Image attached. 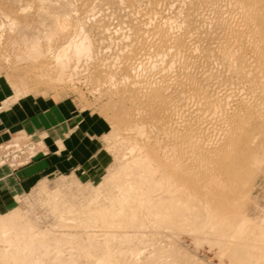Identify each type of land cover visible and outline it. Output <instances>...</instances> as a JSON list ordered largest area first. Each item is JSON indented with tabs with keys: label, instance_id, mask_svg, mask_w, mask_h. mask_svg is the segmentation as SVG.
I'll use <instances>...</instances> for the list:
<instances>
[{
	"label": "rangeland",
	"instance_id": "374dc122",
	"mask_svg": "<svg viewBox=\"0 0 264 264\" xmlns=\"http://www.w3.org/2000/svg\"><path fill=\"white\" fill-rule=\"evenodd\" d=\"M234 1L0 0V80L9 88L10 101L25 96L53 99L58 104L68 107V113L71 112V117L68 120L70 126L67 128L66 133L62 138L59 137L58 140L52 141L57 150V162L47 169H41L37 173L40 176L27 182L22 187L11 189L8 192L9 194H3L0 191V218L4 217L2 220L4 222L8 221L6 229L0 230V264H264V144L251 145L248 142L243 146L240 145L232 149L236 151V153L234 152L236 155L231 154L233 157L230 156V162H233L235 167L232 166L229 170L230 173L225 171L220 175L221 180L224 181H222L224 183L222 184L226 186L222 185L224 187L223 191L221 189L223 195L225 196V193H228L227 195H231V198L235 195L233 201L228 198L229 196H225L229 199L230 204L227 203L229 206L226 204L228 207H221L222 209L225 208V211H223L224 216L226 215L225 218L223 212H221L222 210L219 209L220 207L218 208L220 213L216 212V208L206 209L202 196L193 187H189L190 184H181L179 186L181 188L178 187L179 190L175 188L174 190L170 186L168 188V185L166 186L167 180L164 179L165 176L158 174L159 171H153L151 168V166L155 168L158 161L159 163L160 160L162 162L163 156L160 153L163 152V155L166 153L172 154V150L167 149L169 152L165 150L166 153L163 150L168 148V144H165L166 138L164 137L166 135L164 133L176 126L179 130L181 127L188 126L186 129L181 128L182 131H187V128L190 129L189 127H191L189 130L191 135L202 134L201 136H204L206 129H204L205 131L202 130V133L201 130H195L194 126L197 123L194 120L198 116V118H204L208 109L205 106L207 102L214 103L226 98L225 101H229L228 104L231 101V106H233L239 98L237 96L239 94H241L239 95L240 98L243 96L245 100L248 96L247 102L251 101L252 104L257 100L259 102L260 97L262 100V93L258 91L260 87L258 88L256 83H261L264 76L260 66L256 64L255 52L253 51L258 49L260 52H264V37L261 36L264 35V6L255 9L257 13L260 11V20L257 22L256 27L257 25L260 26H258L257 31L261 29V33L256 34L251 29L249 30V27L242 23L240 18H235V16H239L241 9L251 8L249 1ZM237 4H242L239 6L243 8L239 7L238 10ZM216 9L222 10V15L224 12L225 14L222 16L220 11ZM237 23L241 24L242 27L237 26ZM225 27L227 29L233 27L235 30L231 28L230 33L233 30L234 35L231 33L230 36ZM236 27L240 30H237ZM150 32L151 34H148ZM161 33L164 37L167 36L166 40L163 39ZM233 38L238 39L239 44ZM256 38H258V42L255 41L256 44L252 45L251 40L254 41ZM80 39L85 42H83L84 45L88 46L90 44V47L88 46L89 49L85 50L87 53L83 51L80 53L81 55H74V53L72 55L70 52L73 50L74 41L80 42ZM143 39L147 40L142 41ZM156 39H163L164 42L163 40L162 42H166L164 45V47L166 46L165 51L159 48L157 44L160 40L157 41ZM232 41L236 45L232 44L234 43ZM151 42L155 43L152 44ZM259 43L262 46L258 45ZM141 45L142 47H140ZM155 45L156 47H154ZM250 45L252 46L250 47ZM258 46L260 48H255ZM241 50L242 52L247 51L246 54L244 52L240 54ZM249 50H252L251 53ZM136 54L137 57H135ZM143 56L145 59L142 58ZM229 56L232 57L229 59L235 61L232 62V65V60L228 61L227 59ZM236 58L238 59L236 60ZM240 59L243 60L239 63ZM245 61L249 64L251 62V66L246 64ZM246 65H248L247 67L250 66L247 68L248 71H246ZM238 66L240 69H238ZM185 68L188 70L186 71ZM245 71L246 74H244ZM158 72L161 73H159L160 76H163H153ZM231 72L235 75L233 76ZM134 74L137 77L136 79ZM147 75L149 78L143 86ZM257 76L258 78H256ZM140 77L144 79H140ZM150 77L153 78L152 83ZM165 77H167V80ZM173 78L179 80L175 81ZM242 78L244 82H242ZM249 78L250 82L248 81ZM252 78L255 84H253ZM255 78L258 79V82ZM140 80H143V82ZM149 80L150 84H154L153 87L157 85V83L155 85V82L162 84L163 81L164 89H168L163 91V97L165 96L166 103L169 104L168 109H163L164 111L159 109L155 111L156 113H151L149 106L147 107L148 96L145 90L152 87L148 84ZM159 80L161 81L159 82ZM131 82H134V84L140 82L141 87L139 84L134 86ZM241 84H243V87ZM197 86L201 89L198 90ZM255 87L256 89H254ZM247 89H250L248 91L251 95L255 93L253 98L251 95H247L249 93ZM202 90L208 95V98L202 96L205 104L199 96L200 93L197 92ZM241 90L244 92H241ZM125 93L128 94L129 98ZM138 94H142L140 96L144 99ZM256 94L261 95L257 96ZM124 99L129 100L126 103ZM205 99L209 100H206V102ZM179 107L186 110L182 111L183 113L187 112L188 114L179 111L181 109ZM193 107H197V109L201 107V110L204 108L206 112L201 113L203 115L201 116ZM170 108L174 109L171 110ZM129 109L130 111H128ZM194 112L196 113L191 114ZM132 114L135 116H132ZM138 115L141 116L138 117ZM138 119L140 122L137 121ZM178 120H181L182 126L178 125L180 123L176 122ZM183 120L185 123L188 121V124H183ZM257 121L255 120L252 135L264 137V126ZM174 122H176V126ZM155 131H157V134ZM162 131L163 133H161ZM208 131L210 132V130ZM47 141L48 137L45 132L10 134L7 139L0 141V170H4L7 175H11L33 161L46 157L49 154L47 145L49 142ZM163 146H166V148H163ZM190 148L191 151L195 150L196 153L194 151L193 153L190 152ZM190 148L186 147L189 150L184 151V153H189L188 155L183 153L184 156L180 155L181 158H179V155H176V157L175 154H172L170 155V157L174 156L172 159L165 155L163 160L164 162L169 161V159L171 161L177 160L176 162L182 160L181 163L178 162L181 168L182 166H184V169L189 168L190 172L193 173L202 164H199L200 158L198 159L199 156L196 155L199 154L200 149L196 145ZM251 148H256L258 152L255 153L260 154L258 155V162L254 163L255 165L249 159ZM154 150H156V153H154ZM196 150L199 152L197 153ZM159 155H161V159L157 160ZM138 159H141V162L137 161L139 165L137 167H140V169L135 167L137 165L135 161ZM192 159H198V161H194L193 164L191 163ZM145 162L147 166L144 165ZM176 162L172 165L173 167L177 164ZM178 164L175 169L180 167ZM143 165L150 172L145 171ZM138 169L143 170L139 173ZM175 171L179 172L178 169ZM144 172L146 176L143 175ZM148 173H154L155 175H149ZM225 173L226 175H224ZM227 175L230 176L226 178ZM136 177L138 178L135 180ZM162 179L166 182L165 185ZM14 180L19 184L22 183V180ZM182 187L186 188L185 191ZM180 189L183 190V193L180 192ZM132 190L135 193H129ZM229 190H234L235 194L232 192V196ZM142 192L143 194H141ZM221 192L220 194H222ZM132 194H135L137 198L139 196V198L137 199ZM128 197H132L131 200ZM172 197L176 200L169 203V199ZM142 198L143 200L140 201ZM154 199L157 204L154 203ZM161 200L167 201L166 204L162 205L164 201L161 203ZM196 200L199 201L197 204ZM2 205L4 206L3 210L1 209ZM153 205L156 207L152 208ZM203 206L206 207L205 210ZM149 207H151L150 210ZM186 207H188L187 210H185ZM14 210H16V213H14ZM155 210L159 212L156 213ZM208 210H212L211 213L214 211L212 214L214 217L210 216L211 213ZM203 211H208V213L205 212V215ZM115 213H117V217L110 216V214ZM207 214H210L211 220ZM161 215H170L172 221L166 219L167 222ZM8 216H13L14 219ZM249 252L251 255L248 254L249 256H247L246 254ZM251 256L254 258H250Z\"/></svg>",
	"mask_w": 264,
	"mask_h": 264
},
{
	"label": "bare ground",
	"instance_id": "6f19581e",
	"mask_svg": "<svg viewBox=\"0 0 264 264\" xmlns=\"http://www.w3.org/2000/svg\"><path fill=\"white\" fill-rule=\"evenodd\" d=\"M222 1V0H221ZM234 1V0H233ZM237 1V0H236ZM240 1V0H239ZM244 1V0H243ZM249 1V4H250V6H251V8H247L246 10H244V9H241L240 10V14H239V16H235V18L236 17H238V18H240L241 19V21H242V23H244L245 25H247L248 27H249V30L251 29V31H253V32H255L256 34H259V32H260V30L259 31H257V28H258V26H260V25H257V27H256V24H257V22L260 20V11H259V13H257V10H256V12H255V9H258V8H260L259 6H264V0H248ZM235 2V1H234ZM233 2V3H234ZM246 2V1H245ZM206 3V2H205ZM236 3H238V2H236ZM240 3V2H239ZM113 5H114V3H113ZM112 5V6H113ZM115 5L118 7V5H117V3H115ZM127 5V4H126ZM239 5H242V4H239ZM238 4L236 5L237 7H238V10H239V7H242V6H239ZM111 6V7H112ZM125 6V5H124ZM128 6V5H127ZM201 6V5H200ZM209 6V5H208ZM230 6V5H229ZM228 6V7H229ZM234 6H235V4H234ZM115 7V6H114ZM219 7H221L220 5H219ZM224 7H225V4H224ZM232 7V6H231ZM207 8V7H206ZM216 8V7H215ZM235 8V7H234ZM243 8V7H242ZM262 8V7H261ZM130 9H131V7H130ZM133 9V8H132ZM214 9V8H213ZM222 9V8H221ZM227 9V8H226ZM118 10V9H117ZM123 10V9H122ZM204 10V9H203ZM216 10H219V9H216ZM229 10H230V8H229ZM262 10H263V8H262ZM120 11V10H119ZM133 11V10H132ZM209 11V10H208ZM220 11V10H219ZM222 11V10H221ZM221 11H220V14H221ZM225 11V10H224ZM237 11V10H236ZM232 12V11H231ZM263 12V11H262ZM126 13V12H125ZM216 13H217V11H216ZM226 13H228V12H226ZM237 13V12H236ZM239 13V12H238ZM123 14V13H122ZM128 14V13H127ZM219 14V13H218ZM225 14V12L223 13V15ZM229 14H231V13H229ZM233 14V13H232ZM222 15V14H221ZM222 15V16H223ZM235 15H237V14H235ZM89 16V15H88ZM132 16V15H131ZM137 16V15H136ZM219 16V15H218ZM128 17H129V15H128ZM142 17V16H141ZM225 17V16H224ZM228 17H230L229 15H228ZM233 17V16H232ZM133 18V17H132ZM206 18V17H205ZM226 18V17H225ZM84 19V18H83ZM107 19V18H106ZM207 19V18H206ZM228 19H231V18H228ZM233 19V18H232ZM239 19V20H240ZM111 20V19H110ZM142 20H143V18H142ZM187 20V19H186ZM192 20V19H191ZM227 21V20H226ZM240 21V22H241ZM137 22V21H136ZM145 22H146V19H145ZM166 22V21H165ZM239 22V23H240ZM99 24V23H98ZM110 24V23H109ZM124 24V23H123ZM154 24V23H153ZM152 24V25H153ZM160 24V23H159ZM211 24V23H210ZM244 24H242L243 26H244ZM61 25V24H60ZM103 25V24H102ZM101 25V26H102ZM129 25V24H128ZM146 25V24H145ZM166 25V24H165ZM239 24L237 23V26H238ZM97 26H99V25H97ZM110 26V25H109ZM121 26V25H120ZM139 26V25H138ZM137 26V27H138ZM220 26V25H219ZM241 26V24L239 25V27ZM59 27V26H58ZM61 27V26H60ZM59 27V28H60ZM63 27V26H62ZM96 27V26H95ZM139 27H141V26H139ZM143 27H144V25H143ZM230 27V26H229ZM228 27V29H227V27H225L227 30L226 31H229V34H230V36H231V33H233L234 31L232 30V32L230 33V29L231 28H233V27H231V28H229ZM242 27V26H241ZM246 27V26H245ZM245 27H244V29H245ZM64 28V27H63ZM102 28V27H101ZM108 28V27H107ZM145 28V27H144ZM157 29H158V27H156ZM172 28V27H171ZM237 28V27H236ZM260 28V27H259ZM98 29V28H97ZM96 29V30H97ZM142 29V28H141ZM147 29V28H146ZM145 29V30H146ZM167 29V28H166ZM234 29V28H233ZM242 29V28H241ZM92 30V29H91ZM99 30V29H98ZM113 30V29H112ZM168 30V29H167ZM235 30V29H234ZM237 30H240V28L238 29L237 28ZM243 30V29H242ZM247 30V29H246ZM93 31V30H92ZM100 31V30H99ZM108 31H110V30H108ZM108 31L106 32L107 34H108ZM152 31V30H151ZM198 31V30H197ZM250 31V32H251ZM95 32V31H94ZM115 32V31H114ZM136 32V31H135ZM146 32V31H145ZM167 32V31H166ZM200 32V31H199ZM91 33V32H90ZM93 33V32H92ZM96 33V32H95ZM124 33V32H123ZM142 33V32H141ZM156 33V32H155ZM155 33H153V34H155ZM171 33V32H170ZM226 33V32H225ZM240 33V32H239ZM239 33H236V34H239ZM242 33V32H241ZM252 33V32H251ZM261 33V32H260ZM112 34V33H111ZM147 34V33H146ZM145 34V35H146ZM148 34H151V32L150 33H148ZM160 34V33H159ZM158 34V35H159ZM235 34V35H236ZM247 34H249V33H247ZM92 35V34H91ZM93 35H95L94 33H93ZM105 35V34H104ZM110 35V34H109ZM108 35V36H109ZM143 35V34H142ZM157 35V34H156ZM157 35V36H158ZM161 35H163V33H161ZM160 35V36H161ZM166 35V34H165ZM168 35V34H167ZM206 35V34H205ZM225 35H228V34H225ZM233 35H234V33H233ZM252 35V34H251ZM254 35V34H253ZM261 35V34H260ZM113 36V35H112ZM130 36V35H129ZM222 36V35H221ZM246 36V35H245ZM254 36H256V35H254ZM254 36H253V39H254ZM258 36V35H257ZM261 36H263L264 37V35H261ZM87 37V36H86ZM133 37V36H132ZM137 37V36H136ZM141 37V36H140ZM143 37H144V35H143ZM152 37V36H151ZM154 37V36H153ZM163 37H164V35H163ZM162 37V38H163ZM167 37V36H166ZM166 37H164L163 39H165ZM173 37V36H172ZM179 37V36H178ZM250 37V36H249ZM82 38H84V37H82ZM102 38V37H101ZM104 38V37H103ZM145 38V37H144ZM148 38V37H147ZM161 38V37H160ZM230 38V37H229ZM237 38V37H236ZM258 38H259V36H258ZM258 38H256L254 41L253 40H251L252 39V37H251V42H252V45L253 44H256L255 43V41L256 42H258L257 41V39ZM262 38V37H261ZM260 38V39H261ZM86 39V38H85ZM85 39H82V40H85ZM88 39V38H87ZM137 39V38H136ZM139 39V38H138ZM153 39V38H152ZM151 39V40H152ZM163 39H156L157 41H159L160 40V42L157 44V42H156V44L159 46V48L162 50H164L165 51V49L164 48H166V46L164 47V45L166 44V42L165 43H163L164 42V40ZM233 39H235V38H233ZM232 39V40H233ZM247 39H248V37H247ZM263 39V38H262ZM94 40V39H93ZM93 40H92V44H93ZM96 40H98V39H96ZM112 40V39H111ZM141 40V39H140ZM147 40V39H146ZM145 39H143L142 41H146ZM154 40V39H153ZM152 40V41H153ZM155 40V41H156ZM162 40H163V42H162ZM166 40V39H165ZM169 40V39H168ZM175 40V39H174ZM236 40V39H235ZM249 40V41H250ZM78 41V40H77ZM90 41V40H89ZM136 41H139V40H136ZM135 41V42H136ZM230 41V40H229ZM247 41V40H246ZM84 42V41H83ZM83 42L81 41V39H80V42H75L74 41V47H73V50H72V52H70L72 55H73V53H74V55H77V54H79V55H81L80 53H82L83 51H85V50H87V49H89L88 48V46L90 45H84L83 44ZM97 42V41H96ZM101 42V41H100ZM194 42V41H193ZM232 42H234V41H232ZM235 42H238V44H239V41H238V39L235 41ZM235 42L234 43H232V44H234V45H236L235 44ZM251 42H249L250 44H251ZM262 42H263V40H262ZM85 43V42H84ZM88 43V42H87ZM91 43V42H90ZM137 43V42H136ZM152 43V42H151ZM155 42H153L152 44H154ZM163 43V44H162ZM168 44H169V42H168ZM228 44H229V42H228ZM241 44V43H240ZM248 44V43H247ZM118 45V44H117ZM137 45V44H136ZM231 45V44H230ZM246 45V44H245ZM244 45V46H245ZM252 45H250V47L252 46ZM258 45H260V43L258 44ZM151 46V45H150ZM157 46V47H158ZM171 46V45H170ZM231 46H233V45H231ZM242 46V45H241ZM240 46V47H241ZM246 46H248V45H246ZM260 46H262V45H260ZM264 46V45H263ZM90 47V46H89ZM140 47H142V45L140 46ZM149 47V46H148ZM154 47H156V45L154 46ZM194 47V46H193ZM233 47H235V46H233ZM72 48V47H71ZM111 48V47H110ZM135 48V47H134ZM138 48V47H137ZM144 48H146V47H144ZM153 48V47H152ZM172 48V47H171ZM190 48V47H189ZM216 48V47H215ZM226 48H228V47H226ZM245 48V47H244ZM253 48H254V46H253ZM255 48H260L259 46L258 47H255ZM263 48V47H262ZM102 49V48H101ZM132 49V48H131ZM155 49V48H154ZM159 49V50H160ZM234 49V48H233ZM233 49H231V50H233ZM242 49V48H241ZM248 49H249V47H248ZM251 49V48H250ZM69 50V49H68ZM144 50H146V49H144ZM150 50V49H149ZM152 50V49H151ZM158 50V49H157ZM161 50H160V52H161ZM175 50V49H174ZM204 50V49H203ZM220 50V49H219ZM230 50V49H229ZM245 50H246V48H245ZM254 50V49H253ZM74 51V52H73ZM124 51V50H123ZM137 51V50H136ZM147 51V50H146ZM152 51H154L155 52V50H152ZM151 51V52H152ZM227 51V50H226ZM250 51V50H249ZM252 51V50H251ZM251 51H250V53H251ZM64 52V51H63ZM62 52V53H63ZM86 53H87V51H85ZM150 52V53H151ZM195 52H197L196 50H195ZM222 52V51H221ZM244 52V51H243ZM242 52V50L240 51V54L241 53H243ZM245 52H247V51H245ZM244 52V54H246ZM253 52H255V55H254V53H253V55L255 56V61L257 62L256 64L257 65H259L260 66V69H261V71H262V75L264 76V52H260V50H254ZM140 53V52H139ZM138 53V54H139ZM142 53H143V51H142ZM146 53V52H145ZM144 53V54H145ZM153 53V52H152ZM189 53V52H188ZM231 53V52H230ZM70 54V55H71ZM112 54V53H111ZM126 54V53H125ZM157 54V53H156ZM174 54H175V52H174ZM222 54V53H221ZM225 54V53H224ZM223 54V55H224ZM235 54V53H234ZM233 54V55H234ZM239 54V53H238ZM240 54H239V56H240ZM249 54V53H248ZM59 55H60V53H59ZM64 55V54H63ZM71 55V56H72ZM78 55V56H79ZM150 55V54H149ZM166 55V54H165ZM165 55H164V57H165ZM226 55V54H225ZM251 55V54H250ZM252 55V56H253ZM125 56H127V55H125ZM140 56V55H139ZM151 56V55H150ZM174 56V55H173ZM182 56H184V55H182ZM246 56V55H245ZM254 56H253V58H254ZM60 57V56H59ZM73 57V56H72ZM123 57V56H122ZM135 57H137V54H136V56ZM158 57V56H157ZM231 56H229L227 59H228V61L229 60H232L231 61V65H232V62H233V59H229ZM248 57V56H247ZM61 58V57H60ZM68 58V57H67ZM127 58V57H126ZM132 58V57H131ZM141 58V57H140ZM142 58H144V56L142 57ZM232 58V57H231ZM56 59V58H55ZM65 59H66V57H65ZM70 59V58H69ZM111 59V58H110ZM109 59V60H110ZM116 59V58H115ZM136 59V58H135ZM145 59V58H144ZM147 59V58H146ZM149 59H151L150 57H149ZM148 59V60H149ZM155 59H157V58H155ZM238 58H236V60H237ZM246 59V58H245ZM249 59H251V58H249ZM67 60V59H66ZM102 60V59H101ZM131 60V59H130ZM138 60V59H137ZM174 60V59H173ZM243 60V59H242ZM241 59L239 60V63L242 61ZM121 61V60H120ZM120 61H118L119 63H120ZM143 61V60H142ZM168 61V60H167ZM179 61H180V58H179ZM183 61H185V60H183ZM246 61H247V59H246ZM245 61V62H246ZM251 61V60H250ZM253 61V60H252ZM60 62H61V60H60ZM67 62H69V61H67ZM139 62V61H138ZM141 62V61H140ZM139 62V63H140ZM144 62V61H143ZM181 62V61H180ZM214 62V61H213ZM235 62V61H234ZM233 62V63H234ZM63 63V62H62ZM124 63V62H123ZM136 63V62H135ZM159 63V62H158ZM175 63V62H174ZM183 63V62H182ZM185 63H187V62H185ZM238 63V64H239ZM65 64H66V61H65ZM79 64V63H78ZM127 64H129V63H127ZM146 64H147V62H146ZM193 64V63H192ZM236 64V63H235ZM246 64H249V63H247L246 62ZM62 66H63V64H61ZM90 65V64H89ZM131 65V64H130ZM140 65V64H139ZM168 65V64H167ZM180 65H181V63H180ZM185 65V64H184ZM194 65V64H193ZM240 66H242L241 64H239ZM250 66H251V62H250V64H249ZM252 65L253 66H255L253 63H252ZM113 66V65H112ZM117 66V65H116ZM119 66V65H118ZM132 66V65H131ZM158 66V65H157ZM171 66V65H170ZM189 66V65H188ZM217 66V65H216ZM248 65H246V69L247 68H249V67H247ZM130 67V66H129ZM133 67V66H132ZM190 67V66H189ZM239 67V66H238ZM243 67V66H242ZM258 67V66H257ZM114 68V67H113ZM141 68H142V66H141ZM160 68V67H159ZM171 68V67H170ZM178 68V67H177ZM187 68V67H186ZM185 68V70L187 71L188 69H186ZM192 68V67H191ZM190 68V69H191ZM234 69H236L235 67H233ZM255 68V67H254ZM73 69V68H72ZM130 69H131V67H130ZM133 69H134V67H133ZM151 69V68H150ZM189 69V70H190ZM234 69H232V71L234 72L235 70ZM238 69H240V67L238 68ZM238 69H237V72H238ZM253 69V68H252ZM258 69H259V67H258ZM258 69H256V70H258ZM60 70H62V69H60ZM86 70V69H85ZM148 70V69H147ZM162 70V69H161ZM229 70V69H228ZM227 70V71H228ZM100 71V70H99ZM130 71V70H129ZM160 71V70H159ZM163 71V70H162ZM184 71V70H183ZM191 71V70H190ZM246 71H248V69L246 70ZM246 71H245V73L244 74H246ZM254 71V70H253ZM116 72V71H115ZM135 72V71H134ZM150 72V71H149ZM161 72V71H160ZM160 72H158V74H154L153 76H157V75H159V73ZM233 72H231L232 74H233ZM125 73V72H124ZM138 73V72H137ZM145 73V72H144ZM171 73V72H170ZM173 73V72H172ZM184 73H185V71H184ZM234 73H236V71L234 72ZM242 73V72H241ZM240 73V74H241ZM256 73H258L257 71H256ZM256 73H255V75H256ZM140 74V73H139ZM142 74V73H141ZM161 74V73H160ZM163 74V73H162ZM238 74H239V72H238ZM243 74V73H242ZM241 74V75H242ZM252 74V73H251ZM106 75V74H105ZM175 75V74H174ZM173 75V76H174ZM180 75V74H179ZM178 75V76H179ZM187 75V74H186ZM235 74H233V76H234ZM261 75V74H260ZM261 75V76H262ZM109 76V75H108ZM113 76V75H112ZM134 76H135V74H134ZM140 76V75H139ZM138 76V77H139ZM150 76V75H149ZM163 75H159V77H162ZM166 76V75H165ZM177 76V77H178ZM215 76V75H214ZM246 76V75H245ZM260 76V77H261ZM132 77H133V75H132ZM168 77H169V75H168ZM176 77V78H177ZM186 77V76H185ZM185 77H184V79H185ZM209 77V76H208ZM236 77V76H235ZM243 77H244V75H243ZM250 77H252V76H250ZM123 78H126V77H123ZM137 77L135 76V79H136ZM148 75H147V77L144 79L143 77L141 78L140 77V79H144V81L145 82H143V80H140V81H142L143 82V86H144V83H147V80H148ZM151 78V77H150ZM167 77H165V79H166ZM174 78H175V76H174ZM173 78V79H174ZM181 78V77H180ZM183 78V77H182ZM191 78V77H190ZM189 78V79H190ZM248 78V77H247ZM246 78V79H247ZM256 78H258V76L256 77ZM255 78V79H256ZM262 78V77H261ZM117 79H119V78H117ZM153 78H151V80H152ZM157 79V78H156ZM162 80L164 79V77L163 78H161ZM234 79V78H233ZM253 79V78H252ZM263 79H264V77H263ZM261 80L262 82L261 83H259L258 82V79H256L257 80V82L258 83H256V84H258L257 86H258V88L260 87V90H258V91H261L260 93H262V100H261V97H260V101L258 102V100H257V102H255L254 104H252V102L250 101V102H247V97H246V100H245V97H241L240 98V96L239 95H241V94H239V95H237L238 97V99L234 102L233 100H235V99H233L232 101L234 102V104H233V106H231V101H230V103L228 104L227 102H229V101H225V99L224 98H222V99H224L223 101H221V100H219V101H215L214 103H212V102H207L209 99H205V101L209 104H205V102H203V97L202 96H207V98H208V95H207V93L206 92H204L203 90L202 91H197L198 93H200V95L199 96H201L200 98H202V102L205 104V106H206V108L208 107V109H207V113H205L206 111H204L205 109V106H202V107H204L203 108V110H201L200 108H198L197 109V107L196 108H194L195 110H196V112L199 114V115H201V116H203L201 113H205V116H204V118H202L201 116V118H198L197 117V119L196 120H194V121H196V125L194 126L195 128V130H201V133H202V130H204V129H206V133L204 134V136H201V135H191L190 133H191V131H189L190 129H191V127H189L190 129H188L187 128V131H182V129L181 128H185L186 129V127H188V126H185V127H181L180 128V130L178 129V128H176V127H178V126H176L177 124H176V122H180L179 120L178 121H176V122H174L175 124V128H173V129H171V130H169L167 133H164L165 135V137L164 138H166L165 139V141H166V145L168 146V148H166V146H163V148H166V149H163L164 150V152H165V150H169V151H171L172 150V154L174 155V156H176V155H183L184 156V154H186V153H184V151H186L187 149H186V147L187 148H190V147H195V145L197 146V148H199L200 149V152L198 151V150H196L197 151V153L199 152V154H196L197 155V157H198V159L200 158V159H202L203 161H201L200 159H199V161L200 162H202V163H200L199 162V164H202V165H200V167L198 166V168H197V170H195V172L196 171H198V172H196V174H195V172H190V169L188 170L187 168L186 169H184V166H182V168H181V166L178 164V162H180V161H182V160H178V162H176V161H173V164H174V162H176L180 167H177V169L179 170V172H177V171H175V170H177V169H175V167L177 166V164L175 165V167H173L172 165V161L170 160V159H172V157H174V156H172V157H170V155H172V154H167L166 152V154L165 155H167V157L168 158H170L169 159V161H165L164 162V160H163V158H165V155H163V152L162 153H160V154H162V156H163V158H162V162H161V160H160V163H159V161H158V164L156 165V167L154 168V167H152L151 166V168L153 169V171H159L158 172V174L160 173L162 176H165L164 177V179H166L167 181V184H166V182L164 181V179H162L165 183H164V185L166 184V186L168 185V188H169V186L170 187H172L173 189L175 188V189H178V187L181 185V184H185V183H187V184H190V186L189 187H193L195 190H196V192L198 193V194H200L201 196H202V201H203V204L207 207H205V206H203V209L205 210V208L206 209H211V208H216V212L220 209V211L221 212H223V211H225V208L224 209H222L223 208V206H225V207H228L230 204H229V199L228 198H230L231 199V201H233V200H235V199H233V197L235 196H233V194H235V191L233 190V191H231V190H229L230 192H231V194H232V192H233V194H232V198L230 197L231 195H227L226 193H225V196L227 195V196H229L228 198L227 197H225L223 194L224 193H222L221 192V189H222V191L224 190V187H226V186H224L223 184V179L221 180V174L222 173H224L225 171H228L229 172V170L232 168V166L233 167H235V165H234V163L233 162H230V156H231V154H233L234 152L236 153V151H234V150H232L234 147H237V146H240V145H245V144H247L248 142L249 143H251V145H256V144H258V145H262V144H264V137L263 136H259L258 135V137H256L255 135H252V131H253V129H254V123H255V120L257 121V122H259V124L260 123H262V126H264V80ZM122 80V79H121ZM131 80V79H130ZM158 80V79H157ZM167 80V79H166ZM169 80H170V78H169ZM168 80V81H169ZM175 80V79H174ZM176 80H179V79H176ZM175 80V81H176ZM187 80V79H186ZM205 80V79H204ZM250 80V78L248 79V81ZM125 81H128V80H125ZM132 81V80H131ZM154 81H156V80H154ZM161 80H159V82H160ZM173 81V80H172ZM171 81V82H172ZM174 81V82H175ZM188 81V80H187ZM197 81V80H196ZM211 81H212V78H211ZM120 82V81H119ZM150 82V80L148 81V84L149 85H152V87H148L149 89H147V90H145L146 91V93H147V96H148V100H147V107L149 106V110H151V113L152 112H155V111H157V110H159V109H161V110H163V109H168V106H169V104H168V102L166 103V100H165V96L163 97V94H164V83H163V81H162V84H159L158 82H155V85H156V83H157V85L155 86V87H153V85L154 84H150L149 83ZM153 82V80L151 81V83ZM170 82V81H169ZM169 82H167V83H169ZM185 82V81H184ZM209 82V81H208ZM242 82H244V79L242 78ZM250 82V81H249ZM253 84H255L254 83V79H253ZM251 82V83H252ZM126 83V82H125ZM130 83V82H129ZM132 83V82H131ZM140 82H138V84H139ZM173 83V82H172ZM172 83H170V84H172ZM180 83H181V81H180ZM179 83V84H180ZM194 83V82H193ZM210 83V82H209ZM134 84V82L132 83V85ZM135 84L136 85H138L137 84V82H135ZM135 84H134V86H135ZM141 84V83H140ZM139 84V85H140ZM159 84V85H158ZM166 84V83H165ZM175 84H177V83H175ZM192 84V83H191ZM195 84V83H194ZM203 84H205L204 82H203ZM211 84V83H210ZM252 84V85H253ZM131 85V84H130ZM183 85V84H182ZM188 85V84H187ZM198 85V84H197ZM206 85V84H205ZM215 85V84H214ZM217 85V84H216ZM243 84H241V86H242ZM252 85H251V87H252ZM119 86V85H118ZM128 86H129V84H128ZM133 86V87H134ZM145 86H146V84H145ZM175 86V85H174ZM179 86V85H178ZM191 86V85H190ZM132 87V86H131ZM140 87H141V85H140ZM172 87V86H171ZM193 87V86H192ZM198 87V86H197ZM208 87V86H207ZM243 87V86H242ZM101 88V87H100ZM129 88V87H128ZM138 88V87H137ZM143 88V87H142ZM178 88V87H177ZM193 88H196V87H193ZM203 88V87H202ZM249 88V87H248ZM253 88V87H252ZM257 88V89H258ZM125 89V88H124ZM134 89V88H133ZM144 89H146V88H144ZM144 89H141V90H144ZM197 89V88H196ZM201 88H199L198 87V90H200ZM241 89V88H240ZM254 89H256V87L254 88ZM254 89H253V92H254ZM105 90V89H104ZM121 90V89H120ZM130 90V89H129ZM140 90V91H141ZM168 89H166L165 91H167ZM174 90V89H173ZM180 90V89H179ZM194 90V89H193ZM210 90V89H209ZM239 90V89H238ZM244 90V89H243ZM243 90H241V92L243 91ZM246 90V89H245ZM248 90H250V89H247V91ZM252 90V89H251ZM132 91V90H131ZM140 91H139V93H140ZM176 91V90H175ZM186 91V90H185ZM196 91V90H195ZM240 91V90H239ZM238 91V92H239ZM258 91H256V92H258ZM118 92H120V91H118ZM121 92H123V91H121ZM125 92V91H124ZM142 92V91H141ZM191 92V91H190ZM194 92V91H193ZM216 92V91H215ZM228 92V91H227ZM240 92V93H241ZM244 92V91H243ZM249 92V91H248ZM252 92V91H251ZM130 93V92H129ZM135 93H136V90H135ZM144 93V92H143ZM146 93H144V94H146ZM192 93V92H191ZM217 93H218V91H217ZM232 93V92H231ZM250 93V92H249ZM249 93H247V95H251V93L249 94ZM124 94V93H123ZM122 94V95H123ZM126 94V93H125ZM143 94V95H144ZM185 94V93H184ZM183 94V95H184ZM187 95H188V93H186ZM193 94V93H192ZM225 94H227V93H225ZM243 95H244V93H242ZM246 94V93H245ZM127 96H128V94H126ZM130 95H131V93H130ZM137 95V94H136ZM139 96L140 95H142V94H138ZM181 95V94H180ZM212 95H214L213 93H212ZM228 95V94H227ZM253 95V94H252ZM251 95V97L253 98L254 97V95H255V93H254V95L252 96ZM257 96H260V95H258V94H256ZM167 96V95H166ZM182 96V95H181ZM217 96V95H216ZM215 96V97H216ZM219 96V95H218ZM217 96V97H218ZM122 97V96H121ZM131 97V96H130ZM140 97H142V96H140ZM170 97V96H169ZM180 97V96H179ZM183 97V96H182ZM216 97V98H217ZM221 97V96H220ZM233 97V96H232ZM250 97V98H251ZM123 98H125V97H123ZM128 98H129V96H128ZM132 98V97H131ZM143 98V97H142ZM204 98H206V97H204ZM249 98V97H248ZM140 99V98H139ZM144 99V98H143ZM145 99H146V97H145ZM174 99V98H173ZM177 99V98H176ZM179 99V98H178ZM181 100L183 99V98H180ZM190 99V98H189ZM211 99H213L212 97H211ZM257 99V98H256ZM124 100H126V99H124ZM127 100H129V99H127ZM127 100H126V103H127ZM175 100V99H174ZM173 100V101H174ZM184 100V99H183ZM186 100H188V99H186ZM197 100V99H196ZM199 100V99H198ZM231 100V99H230ZM252 100V99H251ZM141 101V100H140ZM143 101H145V100H143ZM212 101V100H211ZM214 101V100H213ZM252 101H254V100H252ZM121 102V101H120ZM131 102H133V101H131ZM146 102V101H145ZM190 102V101H189ZM124 103V102H123ZM130 103V102H129ZM191 103H192V101H191ZM194 103V102H193ZM196 103V102H195ZM136 104H139V103H136ZM142 104H144V103H142ZM168 104V105H167ZM178 104V103H177ZM176 104V105H177ZM180 104V103H179ZM183 104V103H182ZM190 104V103H189ZM199 104V103H198ZM123 105V104H122ZM127 105V104H126ZM146 105V104H145ZM188 105V104H187ZM197 105V104H196ZM124 106V105H123ZM133 106V105H132ZM173 106V105H172ZM186 106V105H185ZM185 106H184V109H185ZM194 106V105H193ZM121 107V106H120ZM128 107H129V105H128ZM141 107V106H140ZM146 107V106H145ZM170 107H171V104H170ZM199 107V106H198ZM133 108H134V106H133ZM172 108V107H171ZM170 108V109H171ZM177 108V107H176ZM179 108H181V107H179ZM187 108H188V106H187ZM186 108V109H187ZM190 108H192V107H190ZM189 108V109H190ZM131 109H132V107H131ZM174 109V108H173ZM173 109H171V110H173ZM182 109V110H181ZM179 111H186V110H183V108H181ZM138 110V109H137ZM146 110V109H145ZM144 110V111H145ZM160 110V111H161ZM195 110H193V111H195ZM125 111V110H124ZM128 111H130V109L128 110ZM143 111V112H144ZM147 111H148V109H147ZM164 111V110H163ZM187 111H189V110H187ZM192 111V110H191ZM201 111V112H200ZM202 111H204V112H202ZM139 112V111H138ZM168 112V111H167ZM173 112V111H172ZM176 112V111H175ZM174 112V113H175ZM181 112H180V114H181ZM190 112V111H189ZM196 112H194V113H191V114H195ZM136 113H137V111H136ZM156 113V112H155ZM183 113V112H182ZM140 114V113H139ZM146 114V113H145ZM159 114V113H158ZM183 114H188L187 112L185 113H183ZM124 115H125V113H124ZM134 114H132V116H133ZM141 115H142V112H141ZM140 115V116H141ZM157 115V114H156ZM179 115V114H178ZM135 116V115H134ZM137 116V115H136ZM139 115H138V117H140ZM149 116H150V114H149ZM170 116V115H169ZM174 116V115H173ZM185 116V115H184ZM192 116V115H191ZM145 117H147V116H145ZM144 117V118H145ZM154 117V116H153ZM158 117V116H157ZM165 117V116H164ZM176 117V116H175ZM189 117V116H188ZM193 117V116H192ZM132 118V117H131ZM142 118V117H141ZM140 118V119H141ZM168 118V117H167ZM166 118V119H167ZM184 118V117H183ZM196 118V117H195ZM256 118V119H255ZM158 119V118H157ZM161 119V118H160ZM174 119V118H173ZM182 119V118H181ZM186 119H188V118H186ZM193 119V118H192ZM191 119V120H192ZM132 120V119H131ZM164 120V119H163ZM171 120V119H170ZM176 120V119H175ZM128 121V120H127ZM137 121H139V119L137 120ZM184 121V120H183ZM140 122V121H139ZM163 122V121H162ZM172 122V121H171ZM187 123H185V121L183 122V124H188V121H186ZM135 123V122H134ZM144 123V122H143ZM181 123V122H180ZM180 123L178 124L179 126H182V123H181V125H180ZM195 123V122H194ZM146 124V123H145ZM164 124V123H163ZM166 124V123H165ZM172 124V123H171ZM144 125V124H143ZM130 126V125H129ZM166 126V125H165ZM191 126V125H190ZM133 127V126H132ZM173 127V126H172ZM157 128V127H156ZM192 128H193V126H192ZM210 130V132L208 131V130ZM148 130H149V128H148ZM157 130V129H156ZM161 130V129H160ZM166 130V129H165ZM193 130V129H192ZM167 131V130H166ZM165 131V132H166ZM205 131V130H204ZM151 132V131H150ZM153 132H154V130H153ZM158 132H159V130H158ZM195 132H197V131H195ZM152 133V132H151ZM155 133L157 134V131H155ZM161 133H163V131L161 132ZM193 133V132H192ZM159 134V133H158ZM194 134V133H193ZM199 134H200V131H199ZM151 135V134H150ZM251 135V136H250ZM152 136H154V135H152ZM159 136V135H158ZM155 137V136H154ZM157 138V137H156ZM137 139V138H136ZM135 139V140H136ZM159 139V138H158ZM159 140H161V139H159ZM158 140V141H159ZM149 143V142H148ZM160 143H162V141H160ZM155 144H156V142H155ZM192 144H194V145H192ZM159 145V144H158ZM164 145V144H163ZM191 145V146H190ZM148 146V145H147ZM146 146V147H147ZM188 146H190V147H188ZM154 147V146H153ZM158 147V146H157ZM161 147V146H160ZM150 148V147H149ZM154 149V148H153ZM153 149H152V151H153ZM159 149V148H158ZM196 149V148H195ZM248 149V148H247ZM246 149V150H247ZM146 150V149H145ZM149 150V149H148ZM147 150V151H148ZM151 150V149H150ZM160 150V149H159ZM159 150H158V152H159ZM162 150V149H161ZM167 150V152H169ZM189 150V149H188ZM187 150V151H188ZM193 150V149H192ZM235 150H236V148H235ZM239 150V149H238ZM237 150V151H238ZM155 152L154 153H156V150H154ZM190 152H192L193 153V151L195 152V150H193V151H191V148H190V150H189ZM243 151V150H242ZM146 152V151H145ZM149 152V151H148ZM249 152H250V154H249V159L251 160L250 162L251 163H256V162H258V160H259V157H258V155H260V154H258V153H255V152H258V151H256V148H251L250 150H249ZM262 152V151H261ZM260 152V153H261ZM184 153V154H183ZM196 153V152H195ZM194 153V154H195ZM234 153V154H235ZM264 153V152H263ZM263 153H262V155H263ZM150 154V153H149ZM152 154H153V152H152ZM189 153H187V155H188ZM191 154V153H190ZM144 155V154H143ZM153 155H155V154H153ZM186 155V156H187ZM195 155V156H196ZM236 155V154H235ZM238 155H241V154H238ZM262 155H261V158H262ZM160 156L161 155H159V158L157 159V160H159V159H161L160 158ZM183 156H182V158H183ZM193 156V155H192ZM139 157V156H138ZM155 157H156V155H155ZM158 157V156H157ZM177 157V156H176ZM194 157V156H193ZM231 157H233V155L231 156ZM248 157V156H247ZM168 158H167V160H168ZM179 158H181V156L179 157ZM194 158H196V157H194ZM260 158V159H261ZM177 159V158H176ZM184 159V158H183ZM198 159L197 160H193L191 163H193L194 161H198ZM233 159V158H232ZM231 159V160H232ZM236 159V158H235ZM141 159H138V160H136L135 162L137 163V161H140ZM157 160H155V161H157ZM166 160V159H165ZM189 160V159H188ZM247 160V159H246ZM190 161V160H189ZM237 161H239V160H237ZM236 161V162H237ZM141 162V161H140ZM170 162H171V164H170ZM184 162V161H183ZM186 162V161H185ZM181 163V162H180ZM187 163V162H186ZM190 163V164H191ZM198 163V162H197ZM143 164V163H142ZM148 164H150V163H148ZM152 164V163H151ZM194 164V163H193ZM261 164V163H260ZM145 166H147V163L145 162V164H144ZM143 165V168L145 167ZM153 165V164H152ZM184 165V164H183ZM237 165V164H236ZM255 165V164H254ZM137 166H139L138 165V163H137V165H135V167H137ZM141 166V165H140ZM149 166V165H148ZM187 166V165H186ZM150 167V166H149ZM187 167H189V166H187ZM250 167V166H249ZM137 168H139L140 169V167H137ZM180 168V169H179ZM190 168H191V166H190ZM138 169V170H139ZM145 169V168H144ZM181 169H183V170H181ZM199 169V170H198ZM143 169H141V170H139V173H140V171H142ZM148 169H147V167H146V169H145V171H147ZM235 170V169H234ZM149 171V170H148ZM147 171V172H148ZM181 171V172H180ZM191 171H193V170H191ZM246 171V170H245ZM248 171V170H247ZM150 172V171H149ZM238 172V171H237ZM240 172V171H239ZM227 173V172H226ZM226 173L224 174V175H226ZM230 173V172H229ZM149 174V173H148ZM148 174H147V176H148ZM151 174V173H150ZM149 174V175H150ZM152 174H154V173H152ZM151 174V175H152ZM157 174V175H158ZM228 174V173H227ZM143 175H145L146 176V174H145V172L143 173ZM142 175V176H143ZM155 175V174H154ZM240 175H241V172H240ZM160 176V175H159ZM230 176V175H229ZM228 175L226 176V178L227 177H229ZM239 176V175H238ZM243 176V175H242ZM140 177V176H139ZM161 177V176H160ZM240 177V176H239ZM138 177H136L135 178V180L137 179ZM141 178V177H140ZM144 178H146V177H144ZM222 178H223V175H222ZM238 178V177H237ZM159 179V178H158ZM225 179V178H224ZM161 180V179H160ZM228 180V179H227ZM226 180V181H227ZM125 181V180H124ZM133 181V180H132ZM149 181V180H148ZM162 181V182H163ZM223 181V182H222ZM238 181V180H237ZM134 182V181H133ZM139 182V181H138ZM149 183V182H148ZM147 183V184H148ZM223 183V184H222ZM134 184H136V183H134ZM146 184V185H147ZM228 184V183H227ZM130 185V184H129ZM224 187H223V186ZM226 185V184H225ZM143 186H145V185H143ZM149 186H150V184H149ZM165 186V187H166ZM131 187H132V185L129 187L130 189H131ZM140 187H142V186H140ZM183 187H185V186H183ZM182 187V188H183ZM223 187V188H222ZM126 188V187H125ZM128 188V187H127ZM137 188H139L138 186H137ZM179 188H181V187H179ZM166 189H167V187H166ZM174 189V190H175ZM184 189V188H183ZM186 189V188H185ZM185 189H184V191H185ZM128 190V189H127ZM136 190V189H135ZM168 190V189H167ZM166 190V191H167ZM173 190V191H174ZM179 190V189H178ZM181 191V193H183V190L182 189H180ZM140 191H141V189H140ZM163 191H165L164 189H163ZM162 191V192H163ZM191 191H193L192 189H191ZM127 192V191H126ZM139 192V191H138ZM168 192V191H167ZM178 192V191H177ZM220 192L222 193V194H220ZM129 193H135L134 192V190H132V192L130 191ZM140 194V193H139ZM141 194H143V192L141 193ZM163 194V193H162ZM166 194V193H165ZM168 194V193H167ZM194 194V193H193ZM230 194V193H229ZM124 195H126V194H124ZM130 195V194H129ZM128 195V196H129ZM132 195H134V196H136L135 194H132ZM170 195V194H169ZM175 195V194H174ZM177 195V194H176ZM160 196V195H159ZM162 196V195H161ZM168 196V195H167ZM183 196V195H182ZM186 196L188 197V195H187V193H186ZM133 197V196H132ZM131 197V198H132ZM155 197V196H154ZM170 197V196H169ZM190 197V196H189ZM129 198V197H128ZM131 198H129L130 200H131ZM136 198H137V196H136ZM138 198H139V196H138ZM137 198V199H138ZM166 198H168V197H166ZM236 198V197H235ZM159 199V198H158ZM160 199H164V198H160ZM192 199H194V198H192ZM233 199V200H232ZM124 200V199H123ZM135 200V199H134ZM141 200H143V198L142 199H140V201ZM155 200V199H154ZM170 200V201H169ZM168 201H169V203L171 202V201H175L176 199L174 198V197H172V198H170ZM198 200V199H197ZM196 200V204L199 202V201H197ZM139 201V200H138ZM137 201V202H138ZM139 201V202H140ZM159 201V200H158ZM164 201V202H163ZM161 200V203H162V205L165 203L166 204V202H165V200ZM131 202V201H130ZM129 202V203H130ZM138 202V203H139ZM144 202V201H143ZM235 202V201H234ZM138 203H137V205H138ZM154 203H156V200H155V202ZM195 203V202H194ZM229 205H228V204ZM125 204H126V202H125ZM140 204H142V203H140ZM157 204V203H156ZM168 204V203H167ZM182 204V203H181ZM181 204H179V205H181ZM201 204V203H200ZM228 206H227V205ZM235 204V203H234ZM136 205V206H137ZM161 205V204H160ZM159 205V206H160ZM182 205H186V204H182ZM143 206V205H142ZM155 205H153L152 206V208L154 207ZM158 206V207H159ZM167 206V205H166ZM137 207H139V206H137ZM136 207V208H137ZM156 207V206H155ZM182 207V206H181ZM185 207V206H184ZM220 207V208H219ZM222 207V208H221ZM144 208V207H143ZM177 208H179V207H177ZM183 208V207H182ZM181 208V209H182ZM219 208V209H218ZM151 209V207H149V210ZM180 209V208H179ZM185 209V208H184ZM188 209V207H186V209L185 210H187ZM201 209V208H200ZM202 209V210H203ZM164 210V209H163ZM185 210H183V211H185ZM214 210V209H213ZM16 210H14V213H16L15 212ZM131 211V210H130ZM154 211V210H153ZM156 211V210H155ZM165 211V210H164ZM168 211V210H167ZM172 211V210H171ZM179 211V210H178ZM183 211H182V214H183ZM209 211V210H208ZM208 211H203L204 212V214H205V212L206 213H208ZM211 211L212 210H210L209 211V213H211ZM215 211V210H214ZM214 211H213V213H214ZM149 212H151V211H149ZM157 212H159L158 210L156 211V213ZM173 212V211H172ZM215 212V213H216ZM219 212V211H218ZM13 213V212H12ZM152 213V212H151ZM155 213V214H156ZM171 213V212H170ZM174 213V212H173ZM178 213V212H177ZM186 213H188V212H186ZM213 213H211V215L210 214H207V216L209 217V215L210 216H212V217H214L212 214ZM220 213V212H219ZM154 214V216H156ZM167 214V213H166ZM176 214V213H175ZM226 214V213H225ZM206 215V214H205ZM110 216H113L114 218L115 217H117V213H115V214H110ZM134 216V215H133ZM162 216V215H161ZM172 216V215H171ZM178 216H179V214H178ZM207 216H205V217H207ZM223 216H224V212H223ZM226 216V215H225ZM225 216H224V218H225ZM8 217H13V216H8ZM7 217V218H8ZM159 217V216H158ZM207 217V218H208ZM219 217H220V214H219ZM221 217H222V215H221ZM227 217H228V215H227ZM226 217V218H227ZM7 218H6V220H7ZM162 218L163 219H170L171 221H172V218H170V215H163L162 216ZM218 218V217H217ZM217 218H215V219H217ZM223 218V217H222ZM223 218V219H224ZM228 218H230V217H228ZM2 219H4V217L3 218H0V230H2L3 231V229L5 228L6 229V227L8 226V224H6V223H8V221L7 222H4V220H2ZM13 219H14V217H13ZM159 219V218H158ZM200 219V218H199ZM206 219V218H205ZM209 219H210V217H209ZM208 219V220H209ZM231 219V218H230ZM208 220H206V221H208ZM211 220V219H210ZM212 220L214 221V219L212 218ZM220 220V219H219ZM222 220V219H221ZM225 220V219H224ZM223 220V221H224ZM167 221V220H166ZM206 221H204V222H206ZM105 222V221H104ZM107 222V221H106ZM162 222H165V221H162ZM168 222V221H167ZM196 222H198V221H196ZM209 222V221H208ZM212 222V221H211ZM26 223V222H25ZM166 223V222H165ZM173 223V222H172ZM194 223H195V221H194ZM220 223H222V222H220ZM176 226H178L177 224H175ZM34 229V228H33ZM128 229V228H127ZM23 231V230H22ZM68 235V234H67ZM66 235V236H67ZM19 236V235H18ZM22 236V235H21ZM41 241V240H40ZM44 241V240H43ZM46 244V243H45ZM48 245V244H47ZM42 246V245H41ZM61 246V245H60ZM70 248V247H69ZM32 249V248H31ZM59 250V249H58ZM72 250V249H71ZM262 250V249H261ZM35 251V250H34ZM37 251V250H36ZM47 251V250H46ZM49 252V251H48ZM47 253V252H46ZM59 253V252H58ZM61 253V252H60ZM36 254V253H35ZM45 254V253H44ZM248 254H250V252L249 253H247L246 255L247 256H249ZM255 254V253H254ZM14 255V254H13ZM41 255V254H40ZM123 255V254H122ZM251 255V254H250ZM17 256V255H16ZM37 256H38V254H37ZM36 256V257H37ZM60 256V255H59ZM253 256V255H252ZM250 257V258H254V257ZM255 256V255H254ZM61 257V256H60ZM106 258H107V256H105ZM124 257V256H123ZM259 257V256H258ZM105 258V259H106ZM109 258V257H108ZM0 260H1V258H0ZM26 260V259H25ZM145 260V259H144ZM39 261V260H38ZM122 261V260H121ZM63 262V261H62ZM72 262V261H71ZM134 262V261H133ZM26 263V262H25ZM65 263V262H64ZM124 263H126V262H124ZM146 263V262H145ZM37 264V263H36ZM39 264V263H38Z\"/></svg>",
	"mask_w": 264,
	"mask_h": 264
},
{
	"label": "crops",
	"instance_id": "0c3cea01",
	"mask_svg": "<svg viewBox=\"0 0 264 264\" xmlns=\"http://www.w3.org/2000/svg\"><path fill=\"white\" fill-rule=\"evenodd\" d=\"M8 89V86L0 80V141L7 139L12 133L35 134L45 132L48 137L47 142H49L47 143L49 154L11 175L0 170V191L3 194H9L11 189L24 186L27 182L40 176L37 173L41 169H47L57 162V150L52 141L63 137L70 126L68 120L71 117V112L68 113V107L58 104L53 99L25 96L10 101ZM14 179L22 180V183L19 184ZM1 209H4L3 205Z\"/></svg>",
	"mask_w": 264,
	"mask_h": 264
}]
</instances>
